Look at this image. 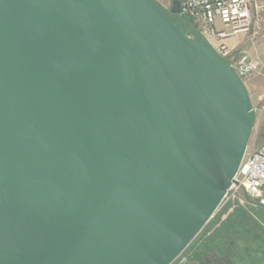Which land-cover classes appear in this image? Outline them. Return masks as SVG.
<instances>
[{
  "label": "water",
  "instance_id": "water-1",
  "mask_svg": "<svg viewBox=\"0 0 264 264\" xmlns=\"http://www.w3.org/2000/svg\"><path fill=\"white\" fill-rule=\"evenodd\" d=\"M253 127L153 0H0V264H174Z\"/></svg>",
  "mask_w": 264,
  "mask_h": 264
},
{
  "label": "built area",
  "instance_id": "built-area-1",
  "mask_svg": "<svg viewBox=\"0 0 264 264\" xmlns=\"http://www.w3.org/2000/svg\"><path fill=\"white\" fill-rule=\"evenodd\" d=\"M178 15L192 24L194 31L185 36L189 40L200 36L240 80L257 69L255 59L245 52L235 54L228 41L239 34L264 31V0H180ZM245 197L264 208V143L252 149L247 146L216 211L229 205L226 210L230 212L232 205L239 206Z\"/></svg>",
  "mask_w": 264,
  "mask_h": 264
},
{
  "label": "rangeland",
  "instance_id": "rangeland-1",
  "mask_svg": "<svg viewBox=\"0 0 264 264\" xmlns=\"http://www.w3.org/2000/svg\"><path fill=\"white\" fill-rule=\"evenodd\" d=\"M154 1L167 11L173 21L181 27L183 33L187 34L188 32L194 31L191 27L192 24L187 22V19L186 21L182 16L170 13L172 0ZM228 42L234 47L235 54L245 52L257 61V69L250 76L241 80L246 89L251 111L254 116V127L248 141V146L252 149L264 143V31L256 35L239 34L235 39L229 40ZM228 206L216 211L210 221L198 234L199 238L193 241L189 248L187 247V251L185 250L186 253L181 255L174 264H204V261L208 260L205 256H199L198 259L197 256L193 258V254L195 251H198V254H200L201 244L205 237L210 235L212 230H214L212 229L213 221L220 212H223V214L220 215L221 221L229 220L235 223H241L249 218L252 224L256 222L259 223L262 227V231L255 233V238L253 239L246 238L247 241L243 243L240 241L238 243V245H240L239 252H235V248H233L230 249V253H233V255L239 254L238 259H240L242 263L264 264V211L261 207H258L253 200L246 197L239 206L236 204L232 205L234 207L230 212L226 210ZM225 212L227 213L225 214ZM217 225H219V223ZM199 245L200 247L198 248ZM210 257L214 260L213 262L210 261V264H222L220 258H218L214 252L210 253Z\"/></svg>",
  "mask_w": 264,
  "mask_h": 264
},
{
  "label": "trees",
  "instance_id": "trees-1",
  "mask_svg": "<svg viewBox=\"0 0 264 264\" xmlns=\"http://www.w3.org/2000/svg\"><path fill=\"white\" fill-rule=\"evenodd\" d=\"M170 18H171V16H170ZM184 20H186V19H184ZM172 21H173V19H172ZM187 22H189V21H187ZM173 23L176 24L174 21H173ZM179 28H180L181 32L183 33L181 27H179ZM183 34L186 35L185 33H183ZM196 39L203 40L198 35L196 36ZM262 210L264 211V208H262ZM222 214H223V212H220L217 215V217L215 218V220L213 221V228L212 229H214V230H212L210 235L206 236L205 239L203 240V242L201 244L200 254H198L199 253L198 251H195L193 254V258L195 256H197V259H198L199 256H205L208 260L204 261V264H210L209 263L210 261H212V262L214 261L211 259L210 253L214 252L215 255L218 258H220V262L222 264H248L247 262L242 263L241 260L238 259L239 254L233 255V253H230L231 252L230 249L235 248V252H239L240 245H238V243L240 241L243 243L244 241H247L248 238H251V239L255 238V236H254L255 233H258V231H262V227L259 225L258 222L252 224V222H251V220H249V218L246 219V221L241 222V223H237V222L235 223V222L229 221V220H222L221 221L220 215H222ZM218 223H219V225H217ZM198 236L199 235H197V237L193 241H196L199 238ZM193 241H192V243H193ZM190 245L188 246V248L190 247ZM199 247H200V245L198 246V248ZM186 251H184L182 253V255L185 254Z\"/></svg>",
  "mask_w": 264,
  "mask_h": 264
}]
</instances>
